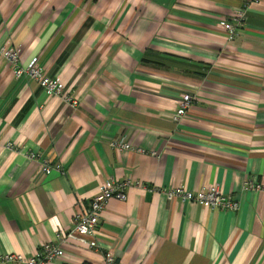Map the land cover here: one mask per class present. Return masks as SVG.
Returning a JSON list of instances; mask_svg holds the SVG:
<instances>
[{
    "label": "crops",
    "instance_id": "obj_1",
    "mask_svg": "<svg viewBox=\"0 0 264 264\" xmlns=\"http://www.w3.org/2000/svg\"><path fill=\"white\" fill-rule=\"evenodd\" d=\"M12 47L61 94L16 77ZM0 139V264L45 242L65 252L51 264H264V190L247 186L264 183V0H0ZM111 180L132 184L100 248L60 241ZM211 185L238 210L167 196Z\"/></svg>",
    "mask_w": 264,
    "mask_h": 264
},
{
    "label": "built area",
    "instance_id": "obj_2",
    "mask_svg": "<svg viewBox=\"0 0 264 264\" xmlns=\"http://www.w3.org/2000/svg\"><path fill=\"white\" fill-rule=\"evenodd\" d=\"M234 20L242 23L246 19L244 9H239L233 16ZM223 27L227 30L229 36L236 34L237 26L230 22L224 23ZM2 55L8 59L12 66L13 72L16 77H30L39 81L45 87L49 94H61L62 85L59 79H51L43 73L38 64V59L33 58L26 66L20 65V49L18 47L5 48ZM194 96L190 93H185L179 101V107L175 114L177 121L181 120L191 107ZM1 140V139H0ZM111 147L117 150H129L133 147L126 142L123 138L111 141ZM143 152V149H137ZM32 158H37L36 154L30 155ZM43 168L46 173H50L52 169L61 170V164L56 163L50 165L48 160L43 161ZM132 184L130 180L117 181L111 180L104 183L100 192L95 195L86 210L78 209L73 217V227L67 233H59L57 238L60 241L65 239H75L85 243L90 248L99 249L98 235L101 226V213L103 212L107 202L112 197L120 199L126 198V192ZM247 186L254 190H264V183H256L252 180L247 181ZM169 198L180 197L188 201H201L206 207L210 209H221L237 211L239 202L237 199L225 195L218 186L211 185L206 189L193 192L184 187H174L167 192ZM65 257L64 250L58 243L45 242L42 243L35 256H27L21 253H12L3 255L1 261H12L15 264H51L57 259ZM105 264H121L112 252L105 254Z\"/></svg>",
    "mask_w": 264,
    "mask_h": 264
}]
</instances>
